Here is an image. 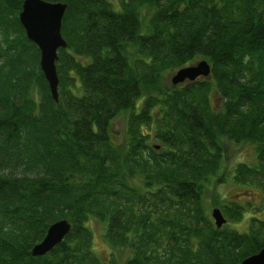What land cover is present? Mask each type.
Segmentation results:
<instances>
[{"label":"trees","instance_id":"trees-1","mask_svg":"<svg viewBox=\"0 0 264 264\" xmlns=\"http://www.w3.org/2000/svg\"><path fill=\"white\" fill-rule=\"evenodd\" d=\"M25 1L0 0V264H242L259 254L264 219L218 230L205 196L217 180L264 194V0H44L68 5L59 102L21 26ZM198 60L209 79L166 84ZM121 116L124 145L112 135ZM228 143L253 146L254 164L229 174ZM215 205L230 224L254 211L219 195ZM62 221L72 226L64 242L31 256ZM92 225L108 261L94 253Z\"/></svg>","mask_w":264,"mask_h":264},{"label":"water","instance_id":"water-1","mask_svg":"<svg viewBox=\"0 0 264 264\" xmlns=\"http://www.w3.org/2000/svg\"><path fill=\"white\" fill-rule=\"evenodd\" d=\"M68 5L62 3H50L44 0H26L19 16L28 40L35 44L41 53L40 68L53 99L59 102L60 81L57 73L56 63L60 50L67 49V43L62 35L63 20ZM211 66L205 60L193 66L178 71L171 79L174 86L186 82H196L198 79H209ZM212 219L218 230L227 224L221 210L215 209L212 212ZM72 226L67 221L58 222L52 225L42 243L38 244L32 252L34 258H42L49 255L70 234ZM242 264H264V249L257 255L247 259Z\"/></svg>","mask_w":264,"mask_h":264},{"label":"rangeland","instance_id":"rangeland-1","mask_svg":"<svg viewBox=\"0 0 264 264\" xmlns=\"http://www.w3.org/2000/svg\"><path fill=\"white\" fill-rule=\"evenodd\" d=\"M198 60L195 63H198ZM171 77L167 80L166 84L168 86L171 85ZM126 116L119 117L112 125V135L114 142L119 145H124L126 142ZM226 171L230 174L233 172L234 168L239 164H254L256 160V151L253 146L249 145H241L235 146L231 143L226 144ZM213 188V189H212ZM210 187L205 196L206 210L208 216L212 218V212L215 209L222 210L220 207H216L215 200L219 195L220 199L223 203H234L241 206H247L248 204H252L254 211H249L246 213L245 219L241 223H228V228H232L238 230L239 232H247L249 228V220L252 217L262 218L264 219V208L262 207L264 194L257 189H252L249 187H237L234 186L233 183H224L220 184L217 182ZM258 209V210H257ZM222 212V211H221ZM223 214V213H222ZM227 220L226 216L223 215ZM92 229L94 231V253H96L102 260L108 261L110 257V249L107 247L106 243L103 242L104 233L101 232L100 228L95 225H92Z\"/></svg>","mask_w":264,"mask_h":264}]
</instances>
